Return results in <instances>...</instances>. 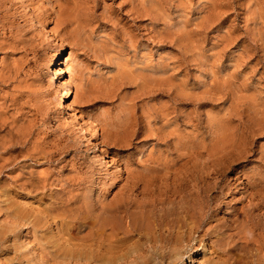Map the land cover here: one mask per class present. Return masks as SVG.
Listing matches in <instances>:
<instances>
[{
  "label": "rangeland",
  "instance_id": "rangeland-1",
  "mask_svg": "<svg viewBox=\"0 0 264 264\" xmlns=\"http://www.w3.org/2000/svg\"><path fill=\"white\" fill-rule=\"evenodd\" d=\"M1 164L0 264H264V0H0ZM135 179L186 224L90 225L129 197L145 220Z\"/></svg>",
  "mask_w": 264,
  "mask_h": 264
},
{
  "label": "bare ground",
  "instance_id": "bare-ground-1",
  "mask_svg": "<svg viewBox=\"0 0 264 264\" xmlns=\"http://www.w3.org/2000/svg\"><path fill=\"white\" fill-rule=\"evenodd\" d=\"M20 1V0H19ZM26 1V0H25ZM94 1V0H93ZM28 2V1H27ZM58 2V1H57ZM76 2V1H75ZM28 3H30V2H28ZM77 3V2H76ZM88 2H86V4H87ZM91 3H92V1H91ZM91 3H89V5L91 4ZM80 4V3H79ZM85 3H83V5H84ZM66 4H65V2H64V6H65ZM72 5V4H71ZM70 5V6H71ZM27 6L32 10V14L35 16V18L38 20V21H41V22H43V23H45L46 25H44V26H49L50 28H51V30H56L57 28H54L53 27V24L52 23H50L49 21H47L44 17H42V12L40 13V12H38V10H35L32 6H31V4L29 5V4H27ZM66 6H68V5H66ZM70 6H68V7H70ZM77 6V5H76ZM88 6V5H87ZM86 6V7H87ZM92 6V5H91ZM28 7H25V9L28 11ZM36 7V6H35ZM78 7V6H77ZM80 7V6H79ZM78 7V8H79ZM82 7V6H81ZM28 8V9H27ZM73 8V7H72ZM72 8H70V9H68L69 11L72 9ZM83 8H84V6H83ZM94 8V7H93ZM80 9V8H79ZM75 11H76V8H75ZM77 11L79 12V10L77 9ZM88 11V10H87ZM95 11V10H94ZM51 13V12H50ZM75 13V12H74ZM73 13V14H74ZM40 14H42V15H40ZM72 14V13H71ZM73 14H72V17H73ZM93 14V13H92ZM49 15V14H48ZM68 16H70V13H69V15ZM65 18H67V17H65ZM74 18H76V17H74ZM85 18V17H84ZM70 18H68V20H69ZM71 19H73V18H71ZM63 20H65V19H63ZM76 20H77V18H76ZM74 21H75V19H74ZM76 22V21H75ZM75 22H74V24H75ZM81 23H82V20L80 21ZM79 22V23H80ZM66 23V22H65ZM70 23V22H69ZM77 23V22H76ZM79 23H78V25H79ZM84 23V22H83ZM66 24H68V23H66ZM71 24V23H70ZM69 24V25H70ZM72 25V24H71ZM81 25V24H80ZM80 25H79V27H80ZM73 26V25H72ZM77 28L76 27V29H85V26L83 25V28ZM48 28V27H47ZM82 30V31H83ZM78 32H79V30H78ZM90 32V31H89ZM81 33V32H80ZM85 33H87V32H85ZM89 34V33H88ZM50 35V34H49ZM90 35V34H89ZM50 37V36H49ZM131 53V52H130ZM70 85V84H69ZM72 87V86H71ZM72 91V90H71ZM65 95V94H64ZM58 96H60V95H58ZM69 96V95H68ZM67 96V97H68ZM62 98V97H61ZM60 98V99H61ZM69 98V97H68ZM59 99V100H60ZM65 103V102H64ZM61 106H62V104H61ZM65 106V105H64ZM68 107V112H69V114H70V117L71 118H73V117H75V115H76V109L74 108V106L72 105H70V106H67ZM67 116H68V114H67ZM111 127V126H110ZM93 128V127H92ZM94 129H95V127H94ZM95 132V131H94ZM94 134V133H93ZM95 134H96V132H95ZM93 138V137H92ZM103 152V151H102ZM100 153V152H99ZM106 153V152H105ZM108 155V154H107ZM103 157V159L106 161V166H108V167H110V166H112L111 165V162H110V159L104 154V155H102ZM21 160V159H20ZM5 161V160H4ZM3 161V162H4ZM2 162V161H1ZM138 162V161H137ZM147 162V161H146ZM136 163V162H135ZM184 163V162H183ZM188 163V162H187ZM16 164V163H15ZM138 164V163H137ZM143 164V163H142ZM176 164V163H175ZM5 165L6 164H4V165H0V174H1V172H3L4 171V167H5ZM9 165V164H8ZM7 165V166H8ZM11 165V164H10ZM145 165V164H144ZM146 165H148V164H146ZM141 166H143V165H141ZM158 166V165H157ZM186 166V165H185ZM148 167V166H147ZM145 168V167H144ZM154 168H156V167H154ZM19 169V168H18ZM148 170L149 169V167L148 168H145V170ZM159 169V168H158ZM157 169V170H158ZM137 170V169H136ZM147 170H146V172L145 173H147ZM23 171V170H22ZM115 171H117L119 174H120V170H116L115 169ZM129 171V170H128ZM152 171V170H151ZM150 171V172H151ZM159 171V170H158ZM136 172V171H135ZM134 172V173H135ZM157 172V171H156ZM187 172V171H186ZM140 173V172H139ZM158 173H160V172H158ZM184 173H185V171H184ZM189 173V172H188ZM12 174V173H11ZM15 174V173H14ZM17 174V173H16ZM131 174V173H130ZM133 174V173H132ZM142 174V173H141ZM140 174V175H141ZM162 174V173H161ZM9 175V174H8ZM20 175V174H19ZM149 175H151V174H149ZM148 175V177H151V176H149ZM165 175V174H164ZM174 176L175 175H177V173L176 174H173ZM172 175V176H173ZM182 175V174H181ZM1 176V175H0ZM23 176V175H22ZM136 177L137 178V176L136 175H133V177ZM143 176H145V175H143L142 174V177ZM179 176V175H178ZM183 176V175H182ZM184 176H185V174H184ZM9 177H11V176H9ZM16 177V176H15ZM30 177V176H29ZM131 178H133L132 177V175L130 176ZM154 178H155V176H153ZM159 178H160V175L158 176ZM163 177V176H162ZM177 177V176H176ZM12 178V177H11ZM18 178V177H17ZM16 178V179H17ZM25 178H26V175H25ZM42 178V177H41ZM172 178H174V177H172ZM180 177H178V179H179ZM184 177H182L181 178V180L183 179ZM185 178H187L186 176H185ZM19 179V178H18ZM21 179V178H20ZM24 179V178H23ZM149 178H147V176H146V180H148ZM151 179V178H150ZM155 179H157V178H155ZM165 179V178H164ZM13 179H11V181H12ZM31 178H30V182H31ZM128 180V179H127ZM136 180V179H135ZM173 179H171V181H172ZM174 180H175V178H174ZM184 180V179H183ZM185 180H189V178L188 179H185ZM184 180V181H185ZM10 181V182H11ZM14 181V180H13ZM12 181V182H13ZM21 181H22V179H21ZM24 181V180H23ZM26 181V180H25ZM132 181V180H131ZM134 181V180H133ZM137 181V180H136ZM162 181V180H161ZM176 181H178V180H176ZM180 181V180H179ZM9 182V183H10ZM18 182V180H15V184ZM29 182V183H30ZM32 182H33V180H32ZM40 182V181H39ZM138 182V183H137ZM136 183H135V181H134V186H136V187H138V190H137V192H138V194L140 195V196H142V202H140V203H136V208L138 209H140V214H141V219H144V217H146L145 218V220H140V223H138V217H137V215L136 214H138V213H136V212H133V211H131V209L133 208V205H132V203L134 202L133 201V199H132V197H129V198H126V199H121V200H116V201H114L112 204H111V202H110V206H106V205H101V204H98V203H100V202H97V204H93V208H90L89 207V217H90V219H91V224L90 225H95V227H96V225H104L103 226V228L105 229L106 227H107V225H125V227H126V225L128 226V225H151L152 224V220H153V224L155 225V224H157V225H170L171 227H173L174 225H185L186 224V221L184 222V218L186 217V216H188V215H186V216H184L185 214H187L188 212H189V209H188V207H186L185 206V203H183L182 201V203L181 204H179V211L177 210V208H175V206L177 205L178 206V204H176V201H175V198H176V195L173 193V194H171V196L170 197H164L165 199H162V200H160V197H159V201L158 200H154V198H152V200L151 199H148L147 198V192H148V187H149V183H145L144 185H143V182H142V180H140V179H138V181H137ZM152 182V181H151ZM155 182V181H154ZM159 182V181H158ZM170 182V181H169ZM180 182H182V181H180ZM179 182V183H180ZM189 182V181H188ZM41 183V182H40ZM142 183V184H141ZM172 183V182H171ZM18 184H20V182L18 183ZM44 184V183H43ZM142 185V188H141V190L139 191V188L141 187V185ZM158 184V183H157ZM30 185V184H29ZM177 185V184H176ZM25 186H27L26 184H25ZM25 186L23 185V184H20V185H17V187L19 188V190L20 189H22V190H24L25 189ZM132 186H133V183H132ZM156 186V185H155ZM190 186V185H189ZM197 186V185H196ZM16 187V188H17ZM154 187V186H153ZM175 187V186H174ZM31 188V187H30ZM33 188V187H32ZM27 189H29V188H27ZM135 189H137V188H135ZM7 190V189H6ZM34 190V189H33ZM153 192H154V190L153 189H151ZM9 191H11V190H9ZM13 191V190H12ZM129 191V190H128ZM133 191V190H132ZM150 191V190H149ZM152 191H150V192H152ZM25 192V191H24ZM37 192V191H36ZM149 193V192H148ZM9 194V193H8ZM155 195V194H154ZM263 195V194H262ZM148 196H150V195H148ZM70 197H72V196H70ZM69 197V198H70ZM51 198V197H50ZM56 198V197H55ZM54 198V199H55ZM194 198V197H193ZM5 199V198H4ZM19 199V198H18ZM65 200H66V198H64ZM68 199V198H67ZM155 199H157V198H155ZM51 200H53V198L51 199ZM63 200V199H62ZM72 200V199H71ZM179 200V198L177 199V201ZM55 201V200H54ZM73 201V200H72ZM0 202H1V200H0ZM18 202V201H17ZM41 202H43V201H41ZM55 202H57V201H55ZM104 202V201H103ZM25 203V202H24ZM46 203H48V202H46ZM52 203V202H51ZM59 203H61V201L59 202ZM72 203V202H71ZM196 203V202H195ZM2 204L3 203H1V206L0 207H2ZM20 203H18V205H19ZM57 204L58 203H54L53 202V206H55V210L57 211H55L54 209H51V208H53V207H50V210L48 211V212H50L51 210L54 212H56V214L57 215H62V214H66L67 215V217H69L70 219H71V221L73 220V218H74V215H71L73 212V208L71 209V204H68V201L67 202H62V204L61 205H59V207L57 206ZM176 204V205H175ZM5 205V204H4ZM50 205V204H49ZM48 204H47V206H49ZM73 205V204H72ZM20 206V205H19ZM45 206V205H44ZM131 206V207H130ZM6 207V206H5ZM4 207V208H5ZM8 207V206H7ZM49 208V207H48ZM136 208H134V209H136ZM24 209V208H23ZM3 210V209H2ZM2 210H0L2 213H4ZM43 210H45V207L43 208ZM47 210V209H46ZM45 210V211H46ZM83 211V210H82ZM135 211H138V210H135ZM7 212V211H6ZM12 213V215L14 216V218H16V220L18 219H20L19 217H23L24 218V216L22 215V213H21V210L20 209H18V208H12V211H8L7 213H9V214H11ZM40 212V210L37 212V213H39ZM47 212V211H46ZM47 212V213H48ZM211 212V211H210ZM46 213V214H47ZM79 213V212H78ZM212 213V212H211ZM1 214V213H0ZM9 214H8V217L10 218V216H9ZM40 214V213H39ZM55 214V215H56ZM124 214V215H123ZM208 214H209V212H208ZM2 215V214H1ZM0 215V216H1ZM44 216V214L42 213L41 215H40V217L41 216ZM48 215V214H47ZM47 215H45V216H47ZM56 215V217L53 215L52 216V218H54V219H56V221H57V217H59V216H57ZM87 215V214H86ZM4 216H5V213H4ZM36 216H37V214H36ZM42 216V217H43ZM50 217H51V213H50V215H49ZM64 216V215H63ZM6 217H7V214H6ZM41 217V218H42ZM86 217V216H85ZM193 217V216H192ZM213 217V216H212ZM3 218V217H2ZM60 218V217H59ZM61 218H64V217H61ZM60 218V219H61ZM124 218H126L127 219V222H126V224H125V222L123 223V220H124ZM1 219V218H0ZM10 219H12V218H10ZM42 219H44L45 220V223H46V221L48 222V220H46V217L45 218H42ZM48 219H50V218H48ZM87 219V218H86ZM152 219V220H151ZM193 219V218H192ZM191 219V220H192ZM259 219V218H258ZM7 220V219H6ZM24 220V219H23ZM27 220V219H26ZM59 220V219H58ZM84 220V218L82 217V219H81V221H83ZM204 220V219H203ZM1 221V220H0ZM2 221H4V219L2 220ZM8 221V220H7ZM14 222V220H11L10 221V223L9 224H11V222ZM20 221V223H22L21 222V220H19ZM71 221H68L67 222V225L69 226V225H71ZM73 221H75V218H74V220ZM85 221V220H84ZM18 222V221H17ZM16 222V223H17ZM44 222V221H43ZM42 221H41V219L40 218H38L37 220H36V223H34L33 225H44V223H43ZM86 222V221H85ZM142 222V223H141ZM193 222H196V221H194V219H193ZM204 222H205V220H204ZM228 222V221H227ZM237 222V221H236ZM235 222V223H236ZM1 223V222H0ZM2 223H5L6 224V222H2ZM16 223L14 222V223H12L13 225L15 224L16 225ZM19 223V222H18ZM25 222H23L22 224H20V225H26L27 226V224H24ZM65 223V222H64ZM78 223V222H77ZM76 223V224H77ZM79 223H80V221H79ZM197 223V222H196ZM208 223V222H207ZM234 223V224H235ZM9 224H8V226H9ZM30 224V223H29ZM28 224V225H29ZM61 224V223H60ZM81 224H82V222H81ZM86 224V223H85ZM216 224V223H215ZM233 224V225H234ZM62 225V224H61ZM63 225H65V224H63ZM87 225V224H86ZM195 225V224H194ZM208 225V224H207ZM229 225V224H228ZM32 226V225H31ZM97 226V227H98ZM156 226V225H155ZM176 226V227H177ZM255 226H257V225H255ZM19 227V226H18ZM40 227V226H39ZM42 227V226H41ZM44 227V226H43ZM42 227V228H43ZM75 227V226H74ZM90 227V226H89ZM129 227V226H128ZM178 227H181V226H178ZM233 227V226H232ZM17 228V227H16ZM31 228H33V227H31ZM61 228V227H60ZM122 228V227H121ZM120 228V229H121ZM130 228V227H129ZM133 228V227H132ZM152 228V227H151ZM183 228V227H182ZM262 228V227H261ZM36 229V228H35ZM34 229V230H35ZM106 229H108V228H106ZM105 229V230H106ZM159 229V228H158ZM169 229V228H168ZM173 229H175V228H173ZM263 229H264V227H263ZM12 230V229H11ZM14 230V232H15V230L16 229H13ZM33 230V231H34ZM37 230V229H36ZM43 230H44V228H43ZM63 230H64V227H63ZM67 230H68V228H67ZM71 230V229H70ZM100 230V229H99ZM104 230V231H105ZM109 230V229H108ZM130 230V229H129ZM129 230H127V231H129ZM135 230V229H134ZM138 229L136 228V231H137ZM214 230H215V228H214ZM213 230V231H214ZM260 230V229H259ZM101 232H102V229L100 230ZM131 231V230H130ZM135 231V232H136ZM167 231V230H166ZM5 232H7V231H5ZM62 232V231H61ZM97 231H95V233H96ZM110 232V231H109ZM123 232V231H122ZM156 232V231H155ZM215 232H216V230H215ZM215 232H213L214 234H215ZM13 233V232H12ZM63 233V232H62ZM104 233V232H103ZM125 233V232H124ZM139 233H142V232H139ZM157 233V232H156ZM181 233V232H180ZM224 233V232H223ZM264 233V232H263ZM36 234V233H35ZM38 234V233H37ZM36 234V235H37ZM66 234H67V232H66ZM85 234H87V232L85 233ZM119 234V233H118ZM130 234H132V233H130ZM162 234V233H161ZM171 234V233H170ZM7 235V234H6ZM22 235V234H21ZM39 235V234H38ZM91 235V234H90ZM104 235L106 236V234L104 233ZM104 235H102V236H104ZM113 235V234H112ZM111 235V236H112ZM126 235V234H125ZM147 235V234H146ZM42 236V235H41ZM69 236H71V234L69 235ZM89 236V235H88ZM101 236V237H102ZM127 236V235H126ZM143 236V235H142ZM264 236V235H263ZM9 237H10V235H9ZM20 237V236H19ZM87 237V236H86ZM86 237L84 238V239H86ZM90 237V236H89ZM113 237H114V235H113ZM123 237H124V234H123ZM123 237L121 238V239H123ZM132 239H133V237L132 236H130ZM262 237V236H261ZM5 238H8V236L7 237H5ZM21 238V237H20ZM23 238V237H22ZM68 238V237H67ZM103 238V237H102ZM130 238V239H131ZM37 239V238H36ZM43 239V238H42ZM87 239H89V238H87ZM91 239V238H90ZM100 237H99V241H100ZM126 239V238H125ZM129 239V238H128ZM129 239V240H130ZM131 239V240H132ZM262 238H260V240H261ZM264 239V238H263ZM262 239V240H263ZM44 240V239H43ZM97 240V241H98ZM104 240V239H103ZM127 240V239H126ZM138 240V239H137ZM171 240V239H170ZM176 240V239H175ZM248 240V239H247ZM6 241V240H5ZM37 241V240H36ZM76 241V240H75ZM93 241V240H92ZM99 241H98V243H99ZM101 241H102V239H101ZM123 241H124V239H123ZM128 241V240H127ZM126 241V242H127ZM264 241V240H263ZM263 241H262V244H263ZM25 242V241H24ZM40 241H38L37 242V244L39 243ZM84 242H86V241H84ZM89 242H90V240H89ZM103 242V241H102ZM102 242H101V244H102ZM105 242V241H104ZM118 242V241H117ZM125 242V241H124ZM6 243V242H5ZM45 244H46V242H44ZM87 243V242H86ZM97 243V242H96ZM97 243V244H98ZM120 243V242H119ZM128 243V242H127ZM164 243V242H163ZM166 243V242H165ZM245 243H248L247 241L245 242ZM251 243V242H250ZM43 244V243H42ZM90 244V243H89ZM116 244V243H115ZM126 244V243H125ZM134 244V243H133ZM138 244H139V242H138ZM261 244V245H262ZM40 245V244H39ZM83 245V244H82ZM104 245V244H103ZM135 246H136V244H134ZM245 245V244H244ZM5 245H4V239H3V236L2 235H0V251H2L4 248ZM41 246H43V245H41ZM88 246H90V245H88ZM43 247H46V245L45 246H43ZM43 247H42V249L41 250H44L43 249ZM68 247H70L69 245H68ZM85 247V246H84ZM95 247V246H94ZM110 247V246H109ZM244 247V246H243ZM264 247V246H263ZM86 248V247H85ZM85 248H83V249H85ZM245 248V247H244ZM262 248V247H261ZM10 249V248H9ZM82 249V248H81ZM87 249H88V247H87ZM86 249V250H87ZM90 249V248H89ZM115 249V248H114ZM120 249V248H119ZM257 249V248H256ZM5 250V249H4ZM127 250V249H126ZM247 250V249H246ZM46 251V253H47V250L45 249L44 250V252ZM54 251V253L53 254H55V250L53 249L52 250V252ZM74 251V250H73ZM94 251H95V249H94ZM101 251V250H100ZM259 251H260V248H259ZM263 251V250H262ZM14 252V251H13ZM20 252V251H19ZM25 252V251H24ZM23 252V253H24ZM120 252H122V251H120ZM137 252V251H136ZM6 253V252H5ZM22 253V252H21ZM43 253V252H42ZM41 253V254H42ZM45 253V254H46ZM49 254H50V252H48ZM71 251H67L66 253H64V256H62L64 259H65V261H64V259L63 258H61L60 257V260H59V256H57L56 255V257H55V259H56V261H55V259H53V257H52V255L50 254V255H46V257L48 256V257H52V261L54 262V264H63V262H66L68 259H69V261H71V260H73L74 262L76 261V263H80V262H77V260H75V259H77L75 256H73L74 254L72 253V255H71ZM91 253H94L93 251L91 252ZM97 253V252H96ZM108 253V252H107ZM124 253V252H123ZM122 253V254H123ZM135 253V252H134ZM106 254V253H105ZM256 254V253H255ZM17 255V254H16ZM79 255V254H78ZM111 255H112V253H111ZM132 255V254H131ZM70 256H71V258H70ZM84 256V255H83ZM87 256V255H86ZM116 256V255H115ZM261 256V255H260ZM260 256H258V257H260ZM15 257H17V256H15ZM50 257V258H51ZM97 257H99V255L97 254ZM113 257V256H112ZM94 258H96V257H94ZM100 258V257H99ZM142 258V257H141ZM257 258V257H256ZM14 259V258H13ZM40 259H41V257H40ZM79 259H81V258H79ZM78 259V260H79ZM87 259H88V257H87ZM86 259V261H89V259L87 260ZM91 259V258H90ZM15 260V259H14ZM46 260H49L50 261V259H46ZM82 260V259H81ZM93 260V259H92ZM91 260V261H92ZM120 260V259H119ZM259 260V259H258ZM17 261V260H16ZM51 261V262H52ZM63 261V262H62ZM84 261V260H83ZM94 261V260H93ZM98 261V260H97ZM108 261V260H107ZM107 261H105V262H107ZM6 262V261H5ZM5 262H3V264H5ZM8 262V261H7ZM12 262V261H11ZM96 262V261H95ZM120 262V261H119ZM119 262H118V264H119ZM191 262H193L192 260H191ZM195 262V261H194ZM25 263V262H24ZM49 263V262H48ZM83 263V262H82ZM96 263H98V262H96ZM100 263V262H99ZM110 263V261L108 262V264ZM7 264V263H6ZM12 264V263H11ZM41 264V263H40ZM66 264H68V262L66 263ZM69 264H72V263H70L69 262ZM73 264H75V263H73ZM85 264H86V262H85ZM89 264V263H88ZM92 264V263H91ZM103 264V263H102ZM147 264V263H146ZM259 264V263H258Z\"/></svg>",
  "mask_w": 264,
  "mask_h": 264
}]
</instances>
